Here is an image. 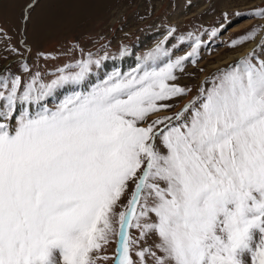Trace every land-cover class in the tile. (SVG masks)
<instances>
[{"label": "snow or ice", "instance_id": "snow-or-ice-1", "mask_svg": "<svg viewBox=\"0 0 264 264\" xmlns=\"http://www.w3.org/2000/svg\"><path fill=\"white\" fill-rule=\"evenodd\" d=\"M160 55L91 87V54L48 83L0 72V264H264V57L160 117L191 92L175 83L188 57Z\"/></svg>", "mask_w": 264, "mask_h": 264}, {"label": "rangeland", "instance_id": "rangeland-1", "mask_svg": "<svg viewBox=\"0 0 264 264\" xmlns=\"http://www.w3.org/2000/svg\"><path fill=\"white\" fill-rule=\"evenodd\" d=\"M30 1L5 0L0 7V68L18 57L2 72L22 75L27 80L28 73L22 71L26 64L32 74L39 72L43 82L48 83L61 75V69L65 73L77 71L69 66L91 54L93 60L100 61L99 67L92 66L90 76L94 78L87 85L91 87L113 72L132 71L159 46L168 55H160L157 63L188 57L182 62L183 71L176 70L175 83L191 89L188 95L167 101L171 108L156 114L160 117L179 112L202 86L210 87L206 81L248 53L255 51L264 57L263 37L257 47L229 59L264 29V19L251 15L254 9L264 8V0H36L24 26L21 11ZM253 29H258L254 37L243 39ZM23 33L26 37L21 43ZM197 39L199 46L189 57ZM119 62L129 66L113 67ZM70 91H63L59 100ZM54 102L58 100L49 106ZM154 239H147V245H152ZM115 248L113 241L101 254L111 257ZM99 264L112 261L101 260Z\"/></svg>", "mask_w": 264, "mask_h": 264}, {"label": "bare ground", "instance_id": "bare-ground-1", "mask_svg": "<svg viewBox=\"0 0 264 264\" xmlns=\"http://www.w3.org/2000/svg\"><path fill=\"white\" fill-rule=\"evenodd\" d=\"M36 1V0H35ZM34 4V3H33ZM24 26H25V22H24ZM24 36L26 37V34H24ZM25 37H24V40H25ZM263 37H264V29H262V31L257 35V37L256 38H254L249 44H247L243 49H241V50H239L238 52H237V54L236 55H230L229 56V59H231V60H233L235 57H237V56H239V57H241L243 54H245L246 52H248V51H250V50H252L255 46L257 47V45H259L261 42H262V39H263ZM147 38H149V37H147ZM145 40V39H144ZM144 40L142 41V43L144 42ZM146 42V41H145ZM23 45H25V44H23ZM140 47V46H139ZM231 60H229V61H231ZM110 63V62H109ZM111 64V63H110ZM109 65V64H108ZM117 65H122V67H125V66H129L128 64L126 65V64H123V63H121V62H119V63H115V64H113V67L114 66H117ZM110 66V65H109ZM109 66H107V67H109ZM112 66V65H111ZM6 68V67H5ZM3 71V70H2ZM2 71H0V72H2ZM89 81L91 82L92 80H90L89 79ZM68 89V88H67ZM67 89L66 90H64L65 92L67 91ZM65 92H63V91H61V92H58V93H56V96H60L61 94H64Z\"/></svg>", "mask_w": 264, "mask_h": 264}, {"label": "water", "instance_id": "water-1", "mask_svg": "<svg viewBox=\"0 0 264 264\" xmlns=\"http://www.w3.org/2000/svg\"><path fill=\"white\" fill-rule=\"evenodd\" d=\"M35 2V0H31L30 2H28V3H31L32 5H33V3ZM27 3V4H28ZM26 4V5H27ZM25 5V6H26ZM21 33H22V31H21ZM24 33L22 34V37L20 38V42L22 43L23 41H21V40H23L24 39ZM26 48H28V45H24ZM133 52H134V50H133ZM18 57H13L12 59H9L8 61H7V63H3L2 65H1V68H0V71H2V70H4L5 69V67L10 63V62H12V60H14V59H17ZM122 66V65H121ZM67 88H64V89H62V90H66Z\"/></svg>", "mask_w": 264, "mask_h": 264}]
</instances>
